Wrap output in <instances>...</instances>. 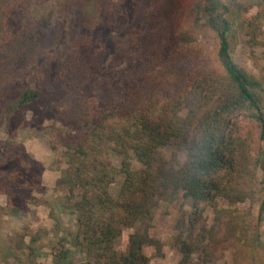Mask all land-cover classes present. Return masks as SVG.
<instances>
[{
    "label": "trees",
    "instance_id": "obj_1",
    "mask_svg": "<svg viewBox=\"0 0 264 264\" xmlns=\"http://www.w3.org/2000/svg\"><path fill=\"white\" fill-rule=\"evenodd\" d=\"M47 1L21 3L28 8ZM93 4L100 23L127 37L139 64L114 77L122 81L123 95L113 109L96 110L81 100L67 110L70 128L61 137L67 167L56 183L68 189V199L75 198L73 245L87 264H151L143 247L154 246L159 255L164 247L150 232L155 211L187 199L194 209L211 206L215 221L198 228L199 219L190 212L188 234L177 239L180 264H210L220 242L246 249L244 264H255L259 224L238 206L254 202L262 190L264 80L234 58L228 5L151 0L147 24L126 31L131 8L123 1ZM251 7L258 8L246 22L245 42L252 48L263 44L264 0H252ZM49 17L26 21L21 31L0 28V100L8 113L41 96L39 87L25 86L4 103L3 90L9 69L42 54ZM65 52L55 60V80L82 89L104 57L87 37ZM130 228L136 231L120 251L117 242ZM69 253L62 247L57 264H76Z\"/></svg>",
    "mask_w": 264,
    "mask_h": 264
},
{
    "label": "rangeland",
    "instance_id": "obj_2",
    "mask_svg": "<svg viewBox=\"0 0 264 264\" xmlns=\"http://www.w3.org/2000/svg\"><path fill=\"white\" fill-rule=\"evenodd\" d=\"M21 1L0 0L3 32L21 31L26 21L37 22L45 15L50 16V24L43 37L42 54H34L22 66L9 69L5 76L4 103L13 100L25 86L39 87L41 96L27 108L11 113L4 110L0 100V264H57L62 247L70 250L69 257L76 264H87L83 251L72 243L77 229L75 198L68 199V189L56 183L67 167L61 142L70 128L67 110L81 100L96 110L113 109L123 95V83L113 81L114 77L139 63L127 37L111 25L100 23L94 0H48L43 4L33 2L28 8ZM120 1L131 8L126 31L147 24L151 0ZM223 1L230 9V41L235 60L264 80V19L260 36L263 44L251 48L245 42L246 22L258 8L251 7L252 0ZM83 37L90 38L92 46L101 51L104 62L88 84L77 89L55 80V60L63 58L66 48ZM114 162L119 164L120 157L115 156ZM259 180L262 190L257 199L238 207L252 221H258L261 242L255 249L254 260L255 264H264V162ZM118 186H112L114 194ZM191 211L199 219L198 228L215 221L211 206L201 204L194 209L187 199L164 203L155 211L150 232L163 241L164 247L162 255L154 246L143 247L151 256V264H180L182 253L177 239L188 234ZM135 231L136 228L124 230L116 245L118 250H127L129 235ZM236 248L220 242L213 250L210 264L246 263V249ZM195 256L197 259L198 255Z\"/></svg>",
    "mask_w": 264,
    "mask_h": 264
}]
</instances>
